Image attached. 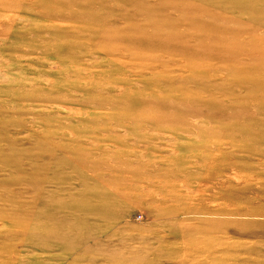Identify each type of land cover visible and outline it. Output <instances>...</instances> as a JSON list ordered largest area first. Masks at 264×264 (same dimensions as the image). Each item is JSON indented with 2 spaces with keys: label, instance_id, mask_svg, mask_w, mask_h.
Returning <instances> with one entry per match:
<instances>
[{
  "label": "rangeland",
  "instance_id": "374dc122",
  "mask_svg": "<svg viewBox=\"0 0 264 264\" xmlns=\"http://www.w3.org/2000/svg\"><path fill=\"white\" fill-rule=\"evenodd\" d=\"M0 264H264V0H0Z\"/></svg>",
  "mask_w": 264,
  "mask_h": 264
}]
</instances>
